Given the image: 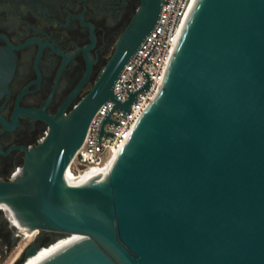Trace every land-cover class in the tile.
Listing matches in <instances>:
<instances>
[{"label": "water", "instance_id": "1", "mask_svg": "<svg viewBox=\"0 0 264 264\" xmlns=\"http://www.w3.org/2000/svg\"><path fill=\"white\" fill-rule=\"evenodd\" d=\"M162 5L141 0L89 96L51 119L19 176L0 181V205L36 233L18 264L44 236L55 237L46 247L83 239L41 264H264V0H197L109 174L78 186L66 178L101 106L130 112L137 94L121 103L114 87Z\"/></svg>", "mask_w": 264, "mask_h": 264}, {"label": "flooded vegetation", "instance_id": "2", "mask_svg": "<svg viewBox=\"0 0 264 264\" xmlns=\"http://www.w3.org/2000/svg\"><path fill=\"white\" fill-rule=\"evenodd\" d=\"M140 8L141 0H0L1 182L19 176L51 119L89 96ZM22 238L0 209V257Z\"/></svg>", "mask_w": 264, "mask_h": 264}, {"label": "built area", "instance_id": "3", "mask_svg": "<svg viewBox=\"0 0 264 264\" xmlns=\"http://www.w3.org/2000/svg\"><path fill=\"white\" fill-rule=\"evenodd\" d=\"M197 0H163L158 24L125 66L114 87L117 101L137 94L129 113L115 110L111 100L93 118L85 142L67 170L80 174L112 161L129 141L140 117L149 108L164 82L184 26ZM149 84V88L145 87ZM110 116L112 122L105 123ZM104 130V134L101 131Z\"/></svg>", "mask_w": 264, "mask_h": 264}, {"label": "bare ground", "instance_id": "4", "mask_svg": "<svg viewBox=\"0 0 264 264\" xmlns=\"http://www.w3.org/2000/svg\"><path fill=\"white\" fill-rule=\"evenodd\" d=\"M116 158L117 156L113 158L112 161L108 162L103 166L89 168L88 170L80 174H74L70 170H67L66 178L70 182V184L74 186L84 185L86 182L95 181L109 174ZM2 206L3 208H1ZM2 206L0 207V209L6 212V215L8 216V220H10L13 228H18L21 232L20 234L22 235V237L28 238L29 241H33L36 233L31 234L23 230L22 226L18 222L16 216L11 211V209H9L6 205H2ZM81 239H83V237L81 236H72L70 238L63 239L55 244H52L51 246L43 247L36 256L30 257L24 264H41L42 262L53 256L54 254L59 252L60 250L66 248L70 244H73L74 242H77Z\"/></svg>", "mask_w": 264, "mask_h": 264}, {"label": "rangeland", "instance_id": "5", "mask_svg": "<svg viewBox=\"0 0 264 264\" xmlns=\"http://www.w3.org/2000/svg\"><path fill=\"white\" fill-rule=\"evenodd\" d=\"M48 237V236H45ZM28 238H22L21 242L10 252L6 253L4 256L0 257V264H17L20 260L24 250L31 244ZM46 247L45 245H43Z\"/></svg>", "mask_w": 264, "mask_h": 264}]
</instances>
